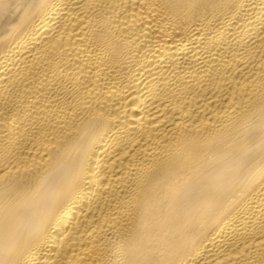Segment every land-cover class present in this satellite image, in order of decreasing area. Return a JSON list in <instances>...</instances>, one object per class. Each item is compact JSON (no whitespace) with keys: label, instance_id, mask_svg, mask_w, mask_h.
<instances>
[{"label":"bare ground","instance_id":"bare-ground-1","mask_svg":"<svg viewBox=\"0 0 264 264\" xmlns=\"http://www.w3.org/2000/svg\"><path fill=\"white\" fill-rule=\"evenodd\" d=\"M0 264H264V0H0Z\"/></svg>","mask_w":264,"mask_h":264}]
</instances>
